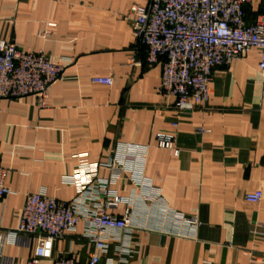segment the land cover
I'll return each instance as SVG.
<instances>
[{"label": "crops", "instance_id": "1", "mask_svg": "<svg viewBox=\"0 0 264 264\" xmlns=\"http://www.w3.org/2000/svg\"><path fill=\"white\" fill-rule=\"evenodd\" d=\"M133 3L147 0H0V39L26 52L42 49L64 68L45 107L31 95L0 100V164L11 190L0 199V228L18 226L27 193L71 200L76 189L63 178L81 157L104 162L119 142L146 145L143 175L160 188L167 209L195 215L200 225L192 237L167 233L171 223L153 215L160 205L139 197L129 172L113 180L101 167L106 189L127 199L109 212L120 216L129 209L137 226L109 231L99 264H117L120 240L129 251L122 264H261L264 86L258 49L215 67L207 102L176 115L174 96L158 91L161 61L147 63L133 34ZM244 8L247 21L264 16V0ZM96 75L113 83H93ZM158 133L173 135L177 156L156 145ZM257 189L260 201L244 199ZM34 245V238L5 242V263L26 264ZM92 250L83 222L52 246L54 257L76 263H85Z\"/></svg>", "mask_w": 264, "mask_h": 264}, {"label": "built area", "instance_id": "2", "mask_svg": "<svg viewBox=\"0 0 264 264\" xmlns=\"http://www.w3.org/2000/svg\"><path fill=\"white\" fill-rule=\"evenodd\" d=\"M250 2L147 0L145 6L131 5L133 34L144 47L147 63L161 61L158 91L174 96L176 115L190 113L206 103L211 90L212 70L230 64L251 47L258 49V70L264 86V16L247 21L244 7ZM131 61L137 63L133 58ZM63 70V66L52 63L42 49L26 52L11 41L0 39V100L31 95L37 107L43 108L49 88L63 76ZM91 81L111 85L113 78L96 75ZM155 141L159 148L170 149L174 156L178 155L179 150L173 146V135L158 133ZM147 152L146 145L119 142L104 162L91 163L81 157L73 173L63 178L65 184L76 189V195L69 201L57 200L43 190L27 193L18 226L0 228V264H6L1 253L3 244L17 243L19 238L27 241L34 238L35 241L26 264H99L101 252L107 246L106 234L137 226L131 222L129 209L120 216L109 212L127 199L106 189L107 180L98 177L101 167L113 172V180L120 172H129L139 197L160 205L152 214L171 223L165 231L192 237L200 221L195 215L172 213L165 207L160 188L143 175ZM7 175L8 170L0 164V199L11 192L6 184ZM262 195V191L257 189L245 193L244 199L256 203ZM79 222H83L84 236L93 244L87 261L76 263L70 257H54L53 241L66 232L74 231ZM116 253L117 264H122L129 253L122 240ZM261 264H264V256Z\"/></svg>", "mask_w": 264, "mask_h": 264}]
</instances>
